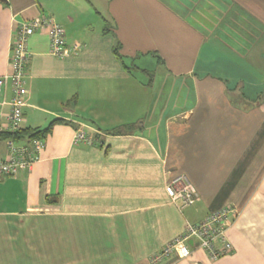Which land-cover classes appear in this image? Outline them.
<instances>
[{"label": "crops", "instance_id": "obj_1", "mask_svg": "<svg viewBox=\"0 0 264 264\" xmlns=\"http://www.w3.org/2000/svg\"><path fill=\"white\" fill-rule=\"evenodd\" d=\"M43 16L80 51L57 59L46 32L28 38L21 127L63 123L29 170L0 179L2 264H148L224 206L230 254L161 264H264V0H0V77L19 26ZM177 176L190 205L166 195Z\"/></svg>", "mask_w": 264, "mask_h": 264}, {"label": "built area", "instance_id": "obj_2", "mask_svg": "<svg viewBox=\"0 0 264 264\" xmlns=\"http://www.w3.org/2000/svg\"><path fill=\"white\" fill-rule=\"evenodd\" d=\"M46 32L49 40L48 53L57 59L75 56L80 46L66 45L63 38V28L50 17L43 16L33 19L19 26L13 36V47L10 54L11 73L0 77V108L7 104L9 112L6 116L8 130L16 131L22 122V109L26 105L28 90L26 87L25 67L28 64L30 53L27 49L29 36L35 32ZM9 83L11 97L8 102L2 98V91ZM8 153L0 161V179L16 176L27 171L38 161L44 148V142L33 139L26 144L17 145L6 141ZM73 143L91 144V138L83 133L75 134ZM166 195L172 203L190 205L196 200V190L184 176H177L165 186ZM237 210L233 206H224L209 212L199 222L187 224L184 231L166 243L158 252L151 255L148 264H161L175 257L183 259L195 250H201L209 261H215L232 252V245L226 238V230Z\"/></svg>", "mask_w": 264, "mask_h": 264}, {"label": "trees", "instance_id": "obj_3", "mask_svg": "<svg viewBox=\"0 0 264 264\" xmlns=\"http://www.w3.org/2000/svg\"><path fill=\"white\" fill-rule=\"evenodd\" d=\"M151 76V74H149ZM57 123H63L61 119H55L51 121L45 128H20L16 131L0 130V141H12L17 145L26 144L33 139L45 140L47 135L51 132L52 127ZM132 129V126L124 127L114 130L112 133L115 135H121Z\"/></svg>", "mask_w": 264, "mask_h": 264}, {"label": "rangeland", "instance_id": "obj_4", "mask_svg": "<svg viewBox=\"0 0 264 264\" xmlns=\"http://www.w3.org/2000/svg\"><path fill=\"white\" fill-rule=\"evenodd\" d=\"M150 72V71H149ZM145 79H146V81L148 80V77L147 76H145ZM3 252L4 251H0V264H2L3 262H2V260H3V258L6 260L7 259V261H10V257H8L6 254H4L3 255Z\"/></svg>", "mask_w": 264, "mask_h": 264}, {"label": "water", "instance_id": "obj_5", "mask_svg": "<svg viewBox=\"0 0 264 264\" xmlns=\"http://www.w3.org/2000/svg\"><path fill=\"white\" fill-rule=\"evenodd\" d=\"M3 1V0H2Z\"/></svg>", "mask_w": 264, "mask_h": 264}]
</instances>
